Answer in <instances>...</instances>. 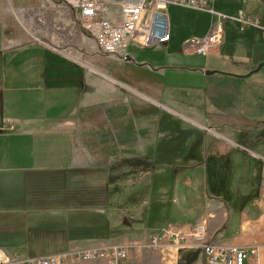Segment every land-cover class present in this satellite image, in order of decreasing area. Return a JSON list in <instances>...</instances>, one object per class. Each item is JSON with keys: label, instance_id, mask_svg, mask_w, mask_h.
<instances>
[{"label": "crops", "instance_id": "0c3cea01", "mask_svg": "<svg viewBox=\"0 0 264 264\" xmlns=\"http://www.w3.org/2000/svg\"><path fill=\"white\" fill-rule=\"evenodd\" d=\"M196 3L230 17L241 11L247 22L264 26V0ZM184 8L168 5L170 33L182 40L181 56H197L193 63L172 61L161 45L129 44L121 55H105L84 34L78 37V60H73L15 30L17 24L35 27L37 16L52 18L55 9L64 11L60 2L0 0V249L26 258L70 253L129 243L137 236L158 235L169 226L191 231L203 218L213 243L264 246V210L243 209L234 229L231 210L213 205L207 211L202 165L209 154L218 151L224 156L234 150L235 140L243 139L241 133L251 123L261 122L258 133L264 131V69L254 71L264 64V41L255 27L248 24L240 30L232 21L223 29L219 47L207 57L195 55L184 49V42L204 35L212 19L203 10L201 17ZM150 76L156 84L145 79ZM118 91L125 93L124 100L104 111V93ZM134 93L144 97L143 127L149 125L150 97L158 109V136L166 137V112L173 115L174 125L181 124L175 128L170 153L173 165L164 159L166 144L151 149L148 143L143 151H154L157 157L153 172L158 203H164L168 188L178 209L188 215L176 223L147 222L136 232L128 221L133 223L138 216L144 221L145 216L139 207L143 201L134 202V184L126 173L134 158L128 152L134 151V105L128 99ZM98 151H109L108 158ZM118 167L125 171L121 178ZM144 186L150 194V182ZM196 198L204 202L200 211L193 205ZM187 256L190 264H203L199 251Z\"/></svg>", "mask_w": 264, "mask_h": 264}, {"label": "rangeland", "instance_id": "374dc122", "mask_svg": "<svg viewBox=\"0 0 264 264\" xmlns=\"http://www.w3.org/2000/svg\"><path fill=\"white\" fill-rule=\"evenodd\" d=\"M55 2H60V4H62V6L65 8L64 11L61 9H55L54 17L52 18L49 17L46 19L43 15H41L43 17L37 16L35 19V27L25 28L17 24V29L15 30L20 31V34L28 36L32 39V41H35L42 46L58 51V53H61L73 60H78V37L81 34H86L77 24L73 10V0H55ZM170 10L188 12L180 9L179 7H170ZM186 10L197 12L198 15L204 17L202 16V11L188 8ZM230 23H232V20L226 19L223 22V29L227 30ZM246 27H248V25ZM27 33H31V37ZM161 47H165L167 53L169 54V58H172V61L174 62H183L187 59L186 62L189 60L190 63H193L198 59L197 56H181L180 51L183 48L182 40L176 39L173 34L171 36L170 42L167 44H162ZM123 50L124 49L119 50L118 54L121 55L120 52ZM138 53L147 55L146 52L141 50H138ZM145 79H147L150 83L156 84V81L151 76ZM102 83L104 87L108 86V82L103 81ZM113 93L114 92L104 93V111H110V108L116 107L119 103H121L122 100H124L122 98V95L125 94L124 92L118 91L114 94ZM142 94L147 95V93ZM115 95H117V98H114ZM128 99L134 105V143L132 146L134 151H128L132 152L134 158L133 167L131 166L132 170L128 169L126 173L128 176V181L134 184L133 187L136 193L134 196V202L138 203L139 200L143 201L139 207L142 206V212L145 216V219L143 221L140 216H138L136 217L135 221H133V223L128 221V224H126L130 229H134L133 232H136L140 230L142 226L144 227L147 222H149L151 225L157 226L163 224L164 222L168 224L183 221L186 219V217H188V215L178 209V201H175L174 197H171V192L168 190V188L166 190L167 197L165 198L164 203H158L157 195L155 194L158 181L156 182V175L153 172V164L156 163L157 157L154 156V151H143L144 147L148 143L149 146H151V149H153L155 146H164L166 144L169 151L166 152L164 159H166L167 164L173 165L174 159L170 153H172L174 148L175 128L180 127L181 124H178V122L177 126L174 125L172 123L173 115L170 112H166L164 114L166 116V137H160L156 134V129H161V125H159V127L157 126L156 116L158 109L152 103L153 101L151 102L153 98H149L150 105L146 110L150 116L148 127L147 124H145L144 127L141 124V116L144 112L141 113L143 109L141 108L140 102L144 101V97L134 93L133 95H130ZM261 125V122H255L253 124L251 123L250 129H247L241 133V137H243V139L240 138L235 140L238 145L232 147L234 150L231 149L229 153H225L226 155L224 156L220 155L218 151H216V155L209 154L208 158L202 163L203 167L205 168L204 170L206 175L205 198L203 199L206 201L207 211L212 209L213 205L220 207L222 211L231 210V217L234 219H232L230 222L235 224L233 229L235 228L237 222L236 216L243 209L247 211L256 209L258 212L264 210V194L261 193L259 187L260 176L264 173V161H262L264 160L262 159L264 158V131L258 133V129L261 127ZM208 133H212L211 129H209ZM92 148L93 145H91V148H88V150H91ZM98 152L103 153L101 156L103 159H106L109 156V151ZM118 164H120V161H118ZM118 170V175L121 178V175L125 174V171L123 172L120 168ZM168 179L166 180V186H169L170 183ZM149 182L151 185L150 194H147L149 190H147L144 185L145 183ZM193 205L197 211H200V209L203 208L204 202L196 198ZM135 206L136 212L139 207H137V205ZM159 207L160 210L158 211ZM142 222H144V225H142ZM120 228L121 227H119V229ZM167 228L173 229L176 232H180L182 235L190 232L188 229L186 230V227L184 230L183 226H169ZM154 237H157V234L146 237L137 236L132 242L118 245H125L128 248L130 264H177V262L183 260L187 261L185 264L191 263L187 254L194 250L175 246L172 242H167L166 239L159 238V241L152 243V238ZM186 240L188 241V238H185L184 241ZM229 240H231L230 242L233 243L241 242V239ZM16 257L19 259L26 258L18 255H16ZM64 264L89 263L66 261Z\"/></svg>", "mask_w": 264, "mask_h": 264}, {"label": "built area", "instance_id": "2783aa9c", "mask_svg": "<svg viewBox=\"0 0 264 264\" xmlns=\"http://www.w3.org/2000/svg\"><path fill=\"white\" fill-rule=\"evenodd\" d=\"M170 4L203 10L211 17V23L204 35L189 37L184 42V49L201 57H207L222 44L223 22L226 19L237 22L240 30L249 24L243 19L241 11L230 17L211 9H201L196 0H73V10L78 26L93 41L96 49L105 55H116L129 44L142 48L166 44L171 37V23L167 12ZM250 25L260 31L264 41V26L257 22ZM259 187L264 194V174ZM206 223L207 218L200 219L184 235L173 229H165L152 238V243L160 238L175 246L197 250L202 256L203 264H262L264 246L252 244L236 247L213 243L207 237ZM185 238L188 241H184ZM66 261L130 264L128 248L118 244L20 259L0 249V264H64Z\"/></svg>", "mask_w": 264, "mask_h": 264}, {"label": "water", "instance_id": "95a60500", "mask_svg": "<svg viewBox=\"0 0 264 264\" xmlns=\"http://www.w3.org/2000/svg\"><path fill=\"white\" fill-rule=\"evenodd\" d=\"M261 67L264 69V64H259V65L255 68L254 71L259 70ZM206 74H207V73H206ZM177 264H185V263H184L183 261H179V262H177Z\"/></svg>", "mask_w": 264, "mask_h": 264}]
</instances>
